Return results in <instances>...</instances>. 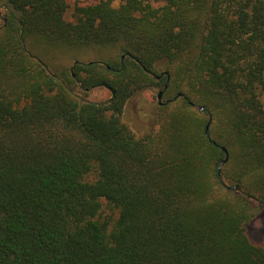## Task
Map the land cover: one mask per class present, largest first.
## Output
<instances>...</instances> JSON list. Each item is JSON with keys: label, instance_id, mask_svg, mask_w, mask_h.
<instances>
[{"label": "trees", "instance_id": "1", "mask_svg": "<svg viewBox=\"0 0 264 264\" xmlns=\"http://www.w3.org/2000/svg\"><path fill=\"white\" fill-rule=\"evenodd\" d=\"M2 6L0 264H264L247 233L264 215V0H99L73 20L66 0ZM34 36L118 57L51 72ZM156 85L186 97L138 135L123 111ZM96 87L111 96H83Z\"/></svg>", "mask_w": 264, "mask_h": 264}, {"label": "rangeland", "instance_id": "2", "mask_svg": "<svg viewBox=\"0 0 264 264\" xmlns=\"http://www.w3.org/2000/svg\"><path fill=\"white\" fill-rule=\"evenodd\" d=\"M68 10L66 18L74 19L76 6H84L97 3L99 0H66ZM122 0H113V4L118 6ZM3 0H0V26L4 23L5 8L2 6ZM30 51L45 63L51 72H60L64 68H70L76 61L100 60L110 62L118 57V51L115 46H90L71 48L66 45H53L45 42L39 37H31L28 40ZM167 66L159 68L158 74L166 71ZM161 85L144 90L139 95L131 98L123 111V119L138 134L144 135L150 131H161L163 126L169 120V114L172 113L182 103V96L176 97L175 91L170 94H164L160 103L158 94L162 90ZM77 93H82L79 89ZM183 92V91H182ZM184 93V92H183ZM111 90L107 87H96L91 89L87 95H83L89 100H105L111 96ZM185 94V93H184ZM170 100V101H169ZM190 100V99H189ZM264 103V96H263ZM204 105V104H197ZM196 109L198 107L194 106ZM205 111V110H204ZM95 174L91 178H95ZM103 201V213L112 212L110 204L105 199ZM264 214V209H263ZM247 233L251 241L261 244L264 247V215L256 216L247 224Z\"/></svg>", "mask_w": 264, "mask_h": 264}, {"label": "water", "instance_id": "3", "mask_svg": "<svg viewBox=\"0 0 264 264\" xmlns=\"http://www.w3.org/2000/svg\"><path fill=\"white\" fill-rule=\"evenodd\" d=\"M167 87H168V83H166V85H165V88H167ZM163 95H164V89L160 90V91H159V94H158V97H159V100H160V103H161V104H162L161 98H162ZM179 96L186 97L185 94H184L183 92H179V93L177 94L176 97H179ZM189 102H190L191 104H193L194 106L198 107L199 109H201V110H205V107H204L203 105H197V104H195V103H194L193 101H191V100H189ZM210 124H211V120H210L209 123L206 125V133H207L208 136H210V134H209ZM212 141L215 142V140H212ZM222 147H223L224 151L226 152V157L222 160L221 165L219 166V176H220V177H221V168H222V165H223L225 162H227V160L229 159V152H228L227 147H225V146H222ZM230 188H236V189L240 190V186H239V185H236V186H230Z\"/></svg>", "mask_w": 264, "mask_h": 264}, {"label": "flooded vegetation", "instance_id": "4", "mask_svg": "<svg viewBox=\"0 0 264 264\" xmlns=\"http://www.w3.org/2000/svg\"><path fill=\"white\" fill-rule=\"evenodd\" d=\"M159 78H161L160 76H158Z\"/></svg>", "mask_w": 264, "mask_h": 264}]
</instances>
